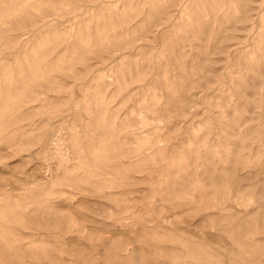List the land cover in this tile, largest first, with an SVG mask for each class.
<instances>
[{
  "label": "rangeland",
  "instance_id": "obj_1",
  "mask_svg": "<svg viewBox=\"0 0 264 264\" xmlns=\"http://www.w3.org/2000/svg\"><path fill=\"white\" fill-rule=\"evenodd\" d=\"M0 264H264V0H0Z\"/></svg>",
  "mask_w": 264,
  "mask_h": 264
}]
</instances>
